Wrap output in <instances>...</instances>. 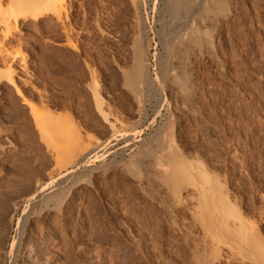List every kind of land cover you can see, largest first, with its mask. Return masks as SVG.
<instances>
[{
  "label": "rangeland",
  "instance_id": "obj_1",
  "mask_svg": "<svg viewBox=\"0 0 264 264\" xmlns=\"http://www.w3.org/2000/svg\"><path fill=\"white\" fill-rule=\"evenodd\" d=\"M145 1L65 0L67 18L47 14L5 39L9 54L0 59V68L11 64L20 91L0 80V264H250L226 246L218 253L202 251L200 257L201 240L195 257L192 247L201 231L189 217L190 200L177 205L167 198L155 175L157 158L165 164L171 157L204 163L225 184L230 201L257 225L264 243V0H231L225 16L213 5L214 46L206 56L193 52L188 63L195 71V96L188 101L159 77L161 89L144 86L139 106L135 88L124 84V72L135 60V37L143 40L142 66L154 79L165 71L162 58L171 50L166 42L184 25L171 18L163 0ZM174 59L171 64L177 66ZM23 99L68 115L87 142L100 146L99 160H76L60 171L58 154L46 148ZM135 130L136 137L130 135ZM78 166L73 177L58 178ZM53 176L55 192L74 185L63 207L51 210L53 203L49 209L33 200L29 203L35 205L26 208L38 184ZM74 178H79L76 184ZM9 190L11 196H4ZM14 238L19 243L11 253Z\"/></svg>",
  "mask_w": 264,
  "mask_h": 264
},
{
  "label": "bare ground",
  "instance_id": "obj_2",
  "mask_svg": "<svg viewBox=\"0 0 264 264\" xmlns=\"http://www.w3.org/2000/svg\"><path fill=\"white\" fill-rule=\"evenodd\" d=\"M133 1H135V0H133ZM141 1L143 4H145V2H146L145 0H140V3H141ZM163 1L166 4L165 6H168L167 9H170L171 10L170 12H173V14L175 15L174 16L171 13L172 14L171 18H173V19L175 18L176 19L175 21H177L178 19L182 20L181 24L184 23V25H182L181 28L179 26L180 30L177 27L179 30V31L177 30V33L175 31L176 30L175 27H174V29H172L175 31V33H174L175 35L172 37V39L170 41L166 42V43H168L167 46L171 47L170 49L172 51L171 50L167 51L166 52L167 54L165 55V57L162 58V59H164V64L162 66L165 69V71L160 72V74L158 73V75H156L154 79L149 78V76H150L149 72H148L149 70L146 67L144 68V66H142L143 65L142 61L144 60V59H142L143 44H144L143 40H139L140 38L138 36H137L138 39L135 37L137 43L135 41L136 47H135V50L133 49L135 51V53L133 52V54L135 56V58H134L135 60H133V64L131 63L133 66L129 70H126L124 67L123 68L126 70L124 72L125 78H126V79H124V81H125L124 84H126L128 81V83L130 85L127 87L130 88V86H132L131 89L135 88L134 89V91H136L135 92V96H136L135 101H137L139 103V106H140V103H142L144 86H149V87H151L152 90H153L152 86H156L158 89H161L160 87L162 85L160 84L159 77L160 78L163 77L164 79L166 78V79L170 80L172 82V84H174L176 87H178L182 96L184 98H186L187 100L190 99L194 95V90L196 89L194 86V82H193L194 81L193 80V75H194L193 71L194 70L193 71L190 70L189 66H188V63L190 62V58H191L190 55L193 52L194 53L197 52V55L200 53V55H205V56L210 54L211 49L214 46L213 45L214 44L213 37H212L213 34H211V30H214V28H215L214 25H216V24H214L213 20L215 21V23H217V21L215 20L217 18L216 17H215V19L212 18V14L214 13L213 11H215L216 13L221 12L220 13L221 16H225V11H227L228 8H230L229 5L231 3L230 2L231 0H163ZM65 4H66L65 0H0V59L5 54V52L6 53L9 52V50L7 49L8 47L5 44V39L8 36H14L15 33L18 31V29L22 25H25L26 22H28L30 20H39L41 17L46 16L47 14H52L57 19H60L62 21L61 18H63L64 14H65L64 13ZM215 4H217L218 6L215 7L216 6ZM219 5L222 7V10L224 11V13H223V11H221V7L218 8ZM140 6H142V5H140ZM212 6L214 7L213 11H212V9H213ZM142 12H144V11H142ZM170 12H169V14H170ZM183 12H185L187 14L186 19L185 18L181 19L182 18L181 14H183ZM66 14H65V18H67V15H68V14L67 15ZM218 16H219V14H218ZM226 16H227V14H226ZM135 18H137V17H135ZM169 18H170V16H169ZM60 20H58V21H60ZM134 20H136V19H134ZM141 20H138V21H141ZM180 20H178L179 24L181 22ZM146 21H148V20H146ZM143 23L142 24L140 23V24L143 25ZM174 23L175 22L173 20V24ZM186 23H189V24L186 25ZM212 23H213L214 28L212 26ZM163 24H166V23L164 22ZM171 25H172V23H171ZM169 26H170V24H169ZM161 27H162V25H161ZM162 29L164 30V28H162ZM103 31H105V30H103ZM66 33H67V31H66ZM141 35H143V34H141ZM142 38H143V36H142ZM167 38H168V36H167ZM143 39L145 41V37ZM165 40H166V38H165ZM70 43H71V40H70ZM144 50H145V48H144ZM17 53H18V51H17ZM6 56H8V55H6ZM160 56H161V54H160ZM172 57L175 59L177 58V60L179 62V63H177L178 64L177 66H173V65H176V63L174 64V62H172L173 65L171 64L172 60H170V59ZM4 58L6 59V57H4ZM175 59L173 61H175ZM194 59H196V58H194ZM7 60H8V58H7ZM146 62H145V65H146ZM10 65H8V66L4 65L6 68L5 67L0 68V80L1 79L6 80L9 85L14 87V89H16L17 92H19L20 90L18 89V86L16 85V82H15V79L13 76L14 70L12 71V68ZM194 73H195V71H194ZM126 85H128V84H126ZM172 86H170V87H172ZM97 87H98V85H97ZM157 88H156V90H158ZM96 89H94V91ZM96 92H95L94 97H95V100L97 102V107L101 108L100 105L102 104L101 103L102 97L100 98V96H99L101 93L98 95V92L97 93ZM130 93L132 94V92H130ZM164 94H166V93H164ZM162 95L163 94L161 93V96ZM23 100H25V99H23ZM184 100H182V101H184ZM24 102L27 103L30 107L31 113H32L34 120H35L36 127L38 128V130L41 134V140H43V142L45 143L46 148H48V150H49V148L51 147L52 150L58 154L57 156H58V160H59L60 164L57 163L58 165L57 164H55V165L58 166L59 170L62 169V167L65 168L67 165H70V164L72 165L74 162L76 163V160L79 161L81 164H85L91 158H93V162L99 160V158H100L99 155L101 153V152L99 153V147L100 146L97 147L96 145L91 144L92 141L89 139L88 140L91 142H89V141L87 142L83 138L81 132L76 128V126L75 125H74L75 127L73 126L74 123L71 122L67 118L68 117L67 113H65L67 115V117L62 116V115H64L62 113H57L58 115H56L48 107H45V106L38 107V106L34 105L33 103H31L27 100H25ZM160 106H161V104H160ZM186 106H188V105L186 104ZM195 107H197V106H195ZM192 108H194V107H192ZM168 109H170V108H168ZM186 109H189V108H186ZM159 110H160V108H159ZM193 110H195V109H193ZM144 111H143V113H144ZM137 112L139 113V111H137ZM164 112H163V114H164ZM105 117L107 118V116H105ZM145 117H147V116H145ZM106 118L105 119L103 118V119L106 120ZM138 118H140V117H138ZM121 123H123V122H121ZM128 123H129V121H128ZM136 124H138V123H136ZM113 125H114V123H113ZM123 125L126 126V124H124V123H123ZM132 129H133V127H132ZM130 135L136 137L137 130L133 131V134H130ZM157 136L159 137V135H157ZM88 137H90V135ZM116 137L118 138V136H116ZM103 146H101V148ZM105 146L107 147L108 144ZM168 152L166 151L167 156L169 155ZM166 155H163V156H166ZM55 156L56 155H54V157ZM169 156H171V154ZM52 157H53V155H52ZM174 158L175 157L170 158V160L171 159L173 160V161L171 160L172 162L169 159H167V161L169 160L170 164L169 163L165 164V162H163V159L157 158V161L155 162V165H154L155 175H156L157 179L160 180L161 185H164V187L166 186L165 190H168L166 192H168L167 194L169 195V197H167V198H170V200L172 199V204L175 203L178 205V204L182 203L183 200L185 202H186V200H188V201L190 200V202L187 201L188 203H190V207L187 208V209H189V213H190L189 217L192 218L191 221L193 222V225L195 227H198L201 231L200 239L197 237L198 233L196 234V237L199 239V240L195 239L197 242L195 240H191V241H195V243L192 242L195 244V246L192 248H195L194 250L197 251V253H195V257L196 258L198 257L196 254L199 255L198 251L200 250V248H198V250L196 249L197 248L196 243H198L201 240V242H200L201 246L199 245V243L197 245V246L201 247V249H202V250H200V255H199L200 257H201L202 251L206 252L207 250H209L211 252L218 253V251L221 248L226 246L227 248L229 247V249H231L232 254L234 256L240 258L242 261H248L250 264H264V246H263L264 243L261 244V236L259 235L260 233L257 232L258 227L256 228L257 225L254 224V222L248 220V218L246 219L242 215V212L237 207L236 203L232 202V200L230 201V199L227 196L228 193L226 194L227 189H225V186H224L225 184H223L221 182V180L219 179L218 176H215L214 174H212V172H210L208 170L207 166L204 163H202L200 160L196 159L194 162H191V161H187V158H181L182 160L177 158V162H176L175 161L176 159H174ZM56 159H57V157L55 158V162H58V160L56 161ZM178 159H179V161H178ZM61 164H62V166H61ZM165 165H167V166H165ZM169 166H170V168H169ZM72 168H73V166H72ZM79 168H80L79 166L77 169L66 168L67 172H65L64 175L60 174L58 176V178H61V177L63 178V176L69 175V174L71 175V177H73L72 173H74L76 170L78 171ZM53 170L56 171V169H53ZM83 170H86V169H83ZM14 173H15V171H14ZM31 176H33L32 173H31ZM56 178H54V176H53V179L51 178L49 181L44 182V183H39V184L37 181L36 184H38V186L36 189L34 188L35 190L33 189L34 191L32 192V194L29 195V197L25 201V207L26 208L30 207V205H33L35 201H36L35 204L40 203V202L45 203L47 205V208H49V206H48L49 203H51V205L53 203V205L50 207V208H52L51 210L54 209L53 208L54 205L58 206V208H59L60 204H62V207H63V203L65 202L66 198L69 197L68 194L71 191V188L74 187V185L71 183L73 185L72 186L70 184V182L67 180L70 184V187H68L67 189H65V186H64V189H62V187H60L61 190H59V191L57 190V192H55L56 190L54 187H57V186L56 185L54 186L53 182L56 181ZM74 179H75L74 180L75 183L74 182L73 183L76 184V182H78L79 178H77V179L74 178ZM84 179H87V178H84ZM45 180H47V179H45ZM72 180H73V178H72ZM13 181H15V180H13ZM91 181L92 180H90V182ZM28 182H30V181H28ZM61 182H63V181H61ZM86 182H88V181H86ZM65 183H67V182H65ZM19 186H20V184H19ZM159 186H160V184H159ZM1 193H3V192H1ZM12 193L13 192H10V190H9L3 194L6 197H10ZM46 194H48V195H46ZM0 195H2V194H0ZM39 197H41V198L39 199ZM21 198H22V196H21ZM33 200H35L34 202H32L33 204H30L29 202H31ZM38 200H40V202ZM159 200H161V199H159ZM1 202H5V201L1 200ZM169 203H171V202H169ZM45 204H44V207H45ZM175 206L176 205H174V207ZM187 206H189V205H187ZM187 206H185V207H187ZM40 207H41V205H40ZM176 208H177V206H176ZM41 209H44V208L41 207ZM170 209H172L171 206H170ZM28 210L29 209H25L24 211L27 212ZM40 211H43V210H39L38 212H40ZM26 212L23 213V216L27 219ZM38 212H36V215L40 216V214ZM24 214H26V215H24ZM24 217L22 218V220L24 219ZM171 218H173V216ZM171 218H169V219H171ZM25 220L21 221V219H19L17 226L20 227L21 225H24V224H21V222H24ZM173 220L176 221V219H173ZM237 220H239L238 221L239 223L237 222ZM173 223H171V224L173 225ZM177 225H175V226H177ZM181 226H183V225H181ZM19 229H17V230H19ZM22 229H23V226H22ZM185 231H188V228ZM200 231H199V233H200ZM183 232H184V230H183ZM20 233H18V235ZM184 233L186 235H188L190 232L188 234H187V232H184ZM189 237H187V239H189ZM18 238H20V237H18ZM18 243H17V239L14 238V240L11 244V251H10L11 253L13 252L16 244H18ZM15 250H14V252H15ZM209 251H207V253ZM28 254H29V252H28ZM203 256H205V255H203Z\"/></svg>",
  "mask_w": 264,
  "mask_h": 264
}]
</instances>
